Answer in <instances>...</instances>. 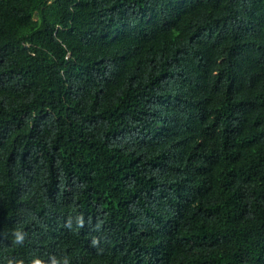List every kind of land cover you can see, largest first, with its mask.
I'll return each instance as SVG.
<instances>
[{
	"label": "trees",
	"instance_id": "16d2710c",
	"mask_svg": "<svg viewBox=\"0 0 264 264\" xmlns=\"http://www.w3.org/2000/svg\"><path fill=\"white\" fill-rule=\"evenodd\" d=\"M53 260L264 264V0H0V264Z\"/></svg>",
	"mask_w": 264,
	"mask_h": 264
},
{
	"label": "clouds",
	"instance_id": "9594fccd",
	"mask_svg": "<svg viewBox=\"0 0 264 264\" xmlns=\"http://www.w3.org/2000/svg\"><path fill=\"white\" fill-rule=\"evenodd\" d=\"M21 237L19 236V234L17 235V239H20ZM34 264H38V262L37 261H35L34 262ZM52 264H56V261L55 260H53L52 261ZM65 264H67V262L65 261Z\"/></svg>",
	"mask_w": 264,
	"mask_h": 264
}]
</instances>
